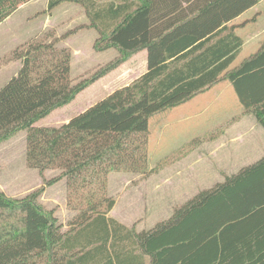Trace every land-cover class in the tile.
<instances>
[{
    "label": "trees",
    "instance_id": "1",
    "mask_svg": "<svg viewBox=\"0 0 264 264\" xmlns=\"http://www.w3.org/2000/svg\"><path fill=\"white\" fill-rule=\"evenodd\" d=\"M30 1L0 0V24ZM260 1L48 0V12L66 2L82 6L88 27L99 35L94 49L119 55L76 84L72 49L61 46L53 31L0 60L20 62L0 88V145L26 131L27 166L44 178L39 190L21 199L0 192V264H229L221 250L226 226L264 211V157L199 191L144 231L108 216L116 205L109 179L113 173H150V119L221 81L233 85L245 110L264 127V47L230 69L243 42L228 27ZM143 50L147 71L132 83L59 127L36 126ZM47 171L58 174L47 179ZM62 180L74 214L66 231L39 204L45 188ZM234 207L240 212L225 218Z\"/></svg>",
    "mask_w": 264,
    "mask_h": 264
},
{
    "label": "rangeland",
    "instance_id": "2",
    "mask_svg": "<svg viewBox=\"0 0 264 264\" xmlns=\"http://www.w3.org/2000/svg\"><path fill=\"white\" fill-rule=\"evenodd\" d=\"M109 1L112 0H104ZM89 23L79 4L66 2L48 12V0H32L0 24V60L30 39L53 31L62 37L61 46L72 49L71 75L74 83H79L119 55L116 49L104 52L94 49L99 35L88 27ZM137 64L136 76L141 73L140 64ZM19 68L20 62L0 65V88L16 75ZM112 77L107 75L97 81L71 104L59 108L36 126L59 127L135 79L129 75L121 84L122 76L115 77L114 81H111ZM226 86L227 83L222 82L218 87L222 88L220 100L213 90L203 99V96H197L199 98L192 108L183 104L150 119L151 172L146 175H110L109 194L116 205L109 217L137 231L149 230L158 222L169 219L176 206L184 204L200 188H207L211 179L218 177L219 165L210 153L207 139L227 124L219 125L224 119L216 117V113L224 112L225 99H232L231 88ZM214 99L211 108L200 103ZM26 134V131L20 132L0 145V192L13 199L24 198L44 185V178L38 171L27 166ZM196 138L200 139L199 144L191 145ZM57 174L47 171L44 177L50 179ZM39 204L45 212H54L64 225V231L68 229V222L74 214L67 208L65 180L46 187Z\"/></svg>",
    "mask_w": 264,
    "mask_h": 264
},
{
    "label": "crops",
    "instance_id": "3",
    "mask_svg": "<svg viewBox=\"0 0 264 264\" xmlns=\"http://www.w3.org/2000/svg\"><path fill=\"white\" fill-rule=\"evenodd\" d=\"M228 27H233L235 35L243 42L237 58L230 66V69H235L245 60L259 53L264 47V0L231 21ZM137 63L140 64L141 73L136 76ZM146 71L147 51L143 50L108 76H114L111 81H114L115 77L122 76L119 83L123 84L128 80L129 75L135 76L134 80H136ZM222 82H226V87L231 88L232 99H225L224 112L216 113L218 114L216 117L224 119L219 125L227 124L212 134L215 135L220 131L221 134L217 138L210 141L208 140L212 136L210 135L207 139L210 153L216 157L217 165H219L218 177L211 179L207 188H200L193 196L201 190L212 188L217 183H223L227 176L235 175L242 168L251 166L264 157V127L257 122L252 112L245 110L229 81L224 80L215 84L211 89L200 94L203 96L201 98L207 97L215 90L218 93V100H220L223 97L222 88L218 87L222 85ZM199 97L196 96L185 105L192 108L196 104L195 100ZM215 100L200 103L207 104V107L211 108ZM238 210L240 209L235 207L231 211L226 210L225 218H234L233 216L240 212ZM248 217H250L248 221L228 223L224 230V243H221V250L225 253L226 262L229 264H264V211L251 214Z\"/></svg>",
    "mask_w": 264,
    "mask_h": 264
}]
</instances>
